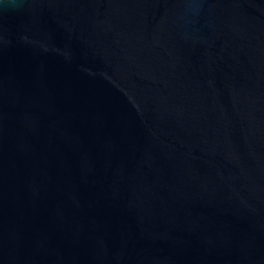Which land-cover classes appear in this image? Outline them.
Instances as JSON below:
<instances>
[{
  "label": "water",
  "instance_id": "1",
  "mask_svg": "<svg viewBox=\"0 0 264 264\" xmlns=\"http://www.w3.org/2000/svg\"><path fill=\"white\" fill-rule=\"evenodd\" d=\"M0 264H264V0H0Z\"/></svg>",
  "mask_w": 264,
  "mask_h": 264
}]
</instances>
